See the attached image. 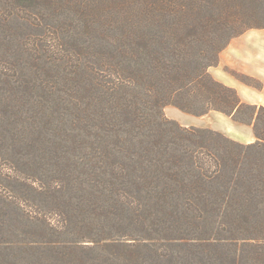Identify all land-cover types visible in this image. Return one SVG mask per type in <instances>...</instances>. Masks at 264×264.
<instances>
[{"label":"trees","instance_id":"1","mask_svg":"<svg viewBox=\"0 0 264 264\" xmlns=\"http://www.w3.org/2000/svg\"><path fill=\"white\" fill-rule=\"evenodd\" d=\"M252 28H264V0H0V43L47 73L63 68L57 62L70 70L66 113L82 193L79 203L56 200L41 219L36 201L63 197L70 182L0 154V202L24 234L0 244L58 245L72 231L64 242L88 243L74 250L80 264H264V106L243 102L209 71ZM15 67L18 81L0 75V126L42 117L30 98L66 101L24 78L30 66ZM167 105L225 113L252 124L256 141L181 126Z\"/></svg>","mask_w":264,"mask_h":264},{"label":"rangeland","instance_id":"2","mask_svg":"<svg viewBox=\"0 0 264 264\" xmlns=\"http://www.w3.org/2000/svg\"><path fill=\"white\" fill-rule=\"evenodd\" d=\"M7 46L8 44L0 43L1 76L7 74V76H11L18 81L21 72L15 65L30 66L28 68L29 72L27 71V74L25 73L23 75L24 78H29L28 80L30 82L36 80L49 89L54 87L55 91L61 90L63 99L66 100L64 103L57 105V103L53 101L54 99L48 98L47 96L44 98L39 96L35 99L30 98L29 104L38 106L42 109V117L38 116L36 120L32 119L27 122L23 119L18 120L15 118L11 119L12 122L3 123L0 126V154L4 158L9 157V155H14L18 158L17 161L20 163V166L28 169L30 172L43 176H54L56 179H65L67 184L70 182V191L65 193L63 197L62 195H57L53 198L48 195V197H40V199L36 201V207L33 208V211L35 214H38L41 219H45L48 217V214H50V210L56 203V200L58 203H61L63 201L60 200L64 198L67 201L70 200L73 203H79L81 197L78 195L81 194L82 196L79 187L74 184V182L79 181L75 178L79 175L75 172V165L72 163L71 154H73L74 151L72 150L71 142L73 133L69 122V116L66 113L68 110V105L66 103L67 100H70V88L67 87L64 77L65 74L70 73V70L65 68L67 63L57 62L56 64L63 66V68H53L47 73L43 69H37V67H35V65L37 66L35 61L28 60L27 62L25 59L26 57L17 47ZM2 66L9 69L7 71H1ZM135 69H137L136 65ZM55 83L58 87L55 86ZM261 83L260 80H254V84L256 85H261ZM49 89H45L46 93L52 92V90ZM40 92L45 93L43 89ZM40 99L43 101L44 105L39 103ZM52 103L55 106L53 109L49 108V105ZM189 114L193 117L197 116L191 113ZM177 122L181 126L210 128L206 125L207 123H199L195 121V119L192 121V123L195 122L193 125L184 124L190 121H182L183 123ZM78 133H82V130L78 131ZM81 154H85V151L82 150ZM2 160V157H0V162H2ZM67 178H69L70 181H68ZM4 191V189H0V193H5ZM21 209L26 212L24 208ZM27 211H30L29 208H27ZM8 213H10V209L6 204L4 205L0 202V237L3 236L2 238L4 239L9 238L12 240L18 238L20 240V238H23L24 234L22 232L18 233ZM35 214L33 213L34 216H36ZM62 239H64V241L74 240V233L72 231H67L57 238V240ZM35 240L38 239L31 238L24 244L11 246L12 248L10 249H8L10 246L6 247L0 244V264H14L13 262H16V264H80L82 258L74 255V250H80V248L87 246L85 244H88H68L62 241L58 245H51L54 249L47 250V247L51 246L34 243ZM92 262V264L96 263V261Z\"/></svg>","mask_w":264,"mask_h":264},{"label":"crops","instance_id":"3","mask_svg":"<svg viewBox=\"0 0 264 264\" xmlns=\"http://www.w3.org/2000/svg\"><path fill=\"white\" fill-rule=\"evenodd\" d=\"M209 71L219 82L235 88L243 102L264 106V28H252L234 37L221 51L219 63L211 66ZM233 72L260 80L263 87L249 85ZM165 112L179 122L190 121L184 123L186 125L195 124L192 123L194 119L199 123H207L210 128L243 143L256 140L252 124L239 123L219 111H210L205 115L193 117L176 106L167 105Z\"/></svg>","mask_w":264,"mask_h":264}]
</instances>
